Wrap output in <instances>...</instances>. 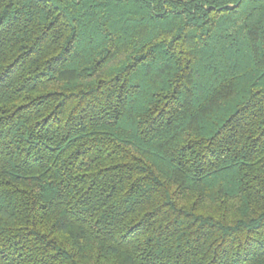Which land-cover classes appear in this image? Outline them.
<instances>
[{
  "label": "trees",
  "instance_id": "obj_1",
  "mask_svg": "<svg viewBox=\"0 0 264 264\" xmlns=\"http://www.w3.org/2000/svg\"><path fill=\"white\" fill-rule=\"evenodd\" d=\"M0 264H264V0H0Z\"/></svg>",
  "mask_w": 264,
  "mask_h": 264
}]
</instances>
